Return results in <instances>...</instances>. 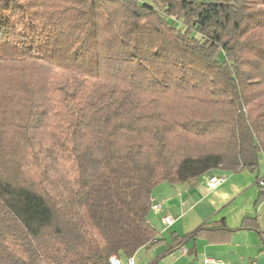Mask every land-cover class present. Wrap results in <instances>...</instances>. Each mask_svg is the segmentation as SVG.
Segmentation results:
<instances>
[{
  "label": "trees",
  "instance_id": "1",
  "mask_svg": "<svg viewBox=\"0 0 264 264\" xmlns=\"http://www.w3.org/2000/svg\"><path fill=\"white\" fill-rule=\"evenodd\" d=\"M261 156L264 0H0V264L133 257L157 187Z\"/></svg>",
  "mask_w": 264,
  "mask_h": 264
},
{
  "label": "crops",
  "instance_id": "2",
  "mask_svg": "<svg viewBox=\"0 0 264 264\" xmlns=\"http://www.w3.org/2000/svg\"><path fill=\"white\" fill-rule=\"evenodd\" d=\"M211 176H224L226 182L211 189ZM264 156L256 172L230 173L216 171L203 176L196 185L163 184L157 188L153 201L161 212L151 214L150 223L158 232L159 244L140 249L135 255L138 264H264V246L252 231L236 232L229 242L201 238L181 244V239L205 223L224 220L237 230L245 218H257L264 230ZM170 215L174 224H162ZM154 224L156 226H154ZM212 260V262H208Z\"/></svg>",
  "mask_w": 264,
  "mask_h": 264
},
{
  "label": "built area",
  "instance_id": "3",
  "mask_svg": "<svg viewBox=\"0 0 264 264\" xmlns=\"http://www.w3.org/2000/svg\"><path fill=\"white\" fill-rule=\"evenodd\" d=\"M226 182V178L223 176H212L208 180L209 187L212 189L217 188L220 185H223ZM261 186L264 187V180L261 181L260 183ZM161 205L156 204L155 201H152V208H151V214L158 215L161 212ZM175 220L170 216L166 215L165 217L162 218V224L166 226H171L173 225ZM208 262H212V260H208ZM109 264H138L136 261L135 256L130 257V258H121L116 255H113L109 259Z\"/></svg>",
  "mask_w": 264,
  "mask_h": 264
},
{
  "label": "rangeland",
  "instance_id": "4",
  "mask_svg": "<svg viewBox=\"0 0 264 264\" xmlns=\"http://www.w3.org/2000/svg\"><path fill=\"white\" fill-rule=\"evenodd\" d=\"M158 188V187H157ZM157 188L154 190V192H153V195H154V193H156L157 192ZM154 226H156L155 224H154Z\"/></svg>",
  "mask_w": 264,
  "mask_h": 264
},
{
  "label": "bare ground",
  "instance_id": "5",
  "mask_svg": "<svg viewBox=\"0 0 264 264\" xmlns=\"http://www.w3.org/2000/svg\"><path fill=\"white\" fill-rule=\"evenodd\" d=\"M212 177V176H211ZM224 177V176H223ZM226 178V177H225ZM212 189V188H211Z\"/></svg>",
  "mask_w": 264,
  "mask_h": 264
}]
</instances>
